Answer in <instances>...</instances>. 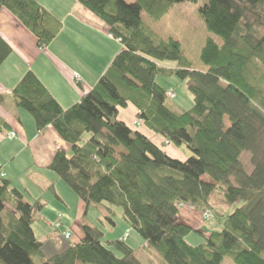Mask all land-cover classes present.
Segmentation results:
<instances>
[{
	"label": "trees",
	"instance_id": "trees-1",
	"mask_svg": "<svg viewBox=\"0 0 264 264\" xmlns=\"http://www.w3.org/2000/svg\"><path fill=\"white\" fill-rule=\"evenodd\" d=\"M78 1L107 25L120 51L68 108L31 70L10 97L37 130L50 125L69 145L56 151L47 169L83 203L82 238L73 239L62 221L56 225L59 213L50 225L66 245L45 257L34 225L44 221L43 193L60 198L55 183L27 201L0 171V264H141L127 238L104 241L103 229L90 223L89 209L100 205L112 226L114 207L121 208L125 234L129 238L134 230L143 248L161 256V264H221L226 256L234 264H264V0L198 5L206 29L219 38L205 39L200 70L179 39L162 37L142 20L143 10L157 21L174 4L197 0ZM3 9L34 36L38 48L62 28L39 0H0V13ZM11 53L0 33V65ZM159 73L188 80L191 108L177 112L168 106L173 98L156 81ZM6 97L0 93V105ZM130 109L133 120H123L120 114ZM136 118L139 128L132 122ZM179 204L221 217V228L195 229L181 217ZM192 231L203 233L202 243L186 241Z\"/></svg>",
	"mask_w": 264,
	"mask_h": 264
},
{
	"label": "crops",
	"instance_id": "crops-1",
	"mask_svg": "<svg viewBox=\"0 0 264 264\" xmlns=\"http://www.w3.org/2000/svg\"><path fill=\"white\" fill-rule=\"evenodd\" d=\"M39 1L62 21V28L58 35L43 48L36 46L34 36L14 15L4 9L0 13V33L12 46V53L0 65V93L7 95L4 103L0 105V171L5 173V177L12 182L13 186L24 193L27 201H31L40 193L33 194L30 188L17 185V179L27 178L43 192L53 182L52 180L56 185L58 180L47 167L56 151L68 150L69 145L50 125L37 130L32 117L13 105L10 97L12 89L25 72L31 70L54 99L63 108H68L77 103L82 94L95 85L121 49V45L115 44L118 40L108 33L107 25L78 0ZM66 24H69L67 29L73 37L65 36L66 41L61 42L60 37L63 35ZM81 38L88 44L80 40ZM91 38L95 39V42H89L88 39ZM74 74L81 77L80 83L74 81ZM133 114L134 111L130 110L129 113H121L120 117L129 121ZM10 131H15L17 137L8 138L6 134ZM56 192L64 203V196L57 189ZM82 211L81 202L77 223L68 219L62 221L69 225L66 228L71 231L72 238L75 240L82 238L79 225ZM186 211L185 209L181 217L184 219L188 216L189 225H196L194 214L189 211L187 214ZM42 217L47 224L40 222L42 230L40 231L41 239H39L43 243L42 253L46 257L61 251L66 242L51 228L52 219L48 220L44 215ZM198 227L199 225L194 228L198 229Z\"/></svg>",
	"mask_w": 264,
	"mask_h": 264
},
{
	"label": "rangeland",
	"instance_id": "rangeland-1",
	"mask_svg": "<svg viewBox=\"0 0 264 264\" xmlns=\"http://www.w3.org/2000/svg\"><path fill=\"white\" fill-rule=\"evenodd\" d=\"M127 1L131 2L135 0H127ZM204 1L205 0H197L198 4L191 2L176 3L169 9L168 13H166L160 20L157 21L153 20V18L150 15H148V12L146 10L142 11V20L146 24L154 28L157 32H159L162 37L164 38L175 37L176 39H179L181 41L185 56L187 57L188 61L191 63L192 67L197 70L203 69L205 67L203 62L201 61V49L202 46L204 45L205 39L207 37H213L216 40L219 39L216 35L210 33L206 29L202 18L197 12L198 5L202 4ZM68 27L69 24H66L65 29L62 32L63 35L60 37L61 42L66 41L65 36H67V38L68 36L71 38L73 37V35H71L70 31L67 29ZM77 37L80 38L79 36ZM80 40L87 43V41H84V39L82 38ZM88 41L95 42V39L91 38L88 39ZM115 44L118 46L121 45L118 42H116ZM168 65L169 67L175 66L174 63H169ZM73 77H74V81L76 82L75 74ZM156 81L167 90L166 92H171L172 94H174V96L171 97L173 99L167 100L168 106L172 108L174 111L180 112L182 110H187L192 107L193 97L191 93L188 91L187 79H180L175 74L159 73L156 76ZM26 114L30 116L28 113ZM131 119L133 120V117ZM132 122L136 128L140 127L141 122L139 119L136 118ZM6 136H8V134H6ZM169 150H174V149L169 148ZM186 153L188 154L187 151ZM242 159L244 163L247 165L248 171H250L251 167L249 166V162H248L249 154L247 153L243 154ZM52 175L54 176V178H58L54 173H52ZM203 179L206 181L209 180L208 177L206 176H204ZM52 181L54 182V180ZM17 185L30 188V192L33 194L40 193V195H42L40 187L36 186V184L35 185L32 184V182L27 178L22 177L19 180L17 179ZM55 186L57 191L64 196L65 202L63 203L60 198L53 196L50 192L43 193L42 196H43V200L46 201V205L43 208L42 215H44L45 218H47L48 220L52 219V221H54V218H56L58 214L61 213L63 220L64 219H68L69 221L73 220V222H75L76 224L78 220L79 203H81V200L59 178ZM239 205H241V202L236 204V206ZM234 207L235 206H231L228 212L232 211ZM179 209H180V215L182 214V216L185 209L190 213L194 214L193 217L195 219L196 225L193 224L192 226L197 227L199 225L198 229H201V231L210 232L212 230H218L221 228L220 221L222 220V218L218 216L211 218L212 215L208 211L201 212L195 209L193 206L184 205V204H179ZM114 210H115V215L112 216V219L116 222V225L112 226L106 220V216L109 215V211L106 210L105 207L100 205L97 207L96 206L91 207L89 209V213L87 216L88 220L90 221V223H94L98 225L101 229H103L102 230L104 232L103 240L105 241L109 239H115L121 236L127 238L128 240L127 242L130 243L134 248H136L141 264H161L162 261L161 256L154 249H151L149 247L143 248L142 246L143 241L134 232V230L131 229L130 236L128 238V236L125 234L126 224L123 222L121 218V208L114 207ZM185 217H184L185 220L184 219L183 220L186 223H188L189 218L188 216ZM62 218H60L59 221H63ZM99 220H101L102 222H100ZM43 222L47 224L45 221ZM41 226L42 225L40 222L34 225L37 238L40 239H41L40 231L42 230ZM63 226H69V225L66 224V222H64ZM202 234L203 233L201 232L198 233L196 231H192L186 236V241L190 245H197L199 243H202L204 240ZM34 260H36V258ZM221 264H234V263L228 256H226L222 260Z\"/></svg>",
	"mask_w": 264,
	"mask_h": 264
},
{
	"label": "built area",
	"instance_id": "built-area-1",
	"mask_svg": "<svg viewBox=\"0 0 264 264\" xmlns=\"http://www.w3.org/2000/svg\"><path fill=\"white\" fill-rule=\"evenodd\" d=\"M75 80H76V82H80V81H81V78H80V76H79L78 74H75ZM167 95H168L169 97H173V96H174V94H172L171 92H167ZM7 137L10 138V139L15 138V137H16V132H14V131L9 132ZM2 176H4L3 173H1V177H2ZM56 225H57V226H60V221H59V219L56 220ZM63 236H64L65 238H69V237H70L69 232H64V235H63Z\"/></svg>",
	"mask_w": 264,
	"mask_h": 264
}]
</instances>
